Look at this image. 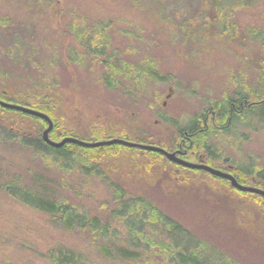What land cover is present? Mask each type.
Returning a JSON list of instances; mask_svg holds the SVG:
<instances>
[{
    "label": "rangeland",
    "instance_id": "rangeland-1",
    "mask_svg": "<svg viewBox=\"0 0 264 264\" xmlns=\"http://www.w3.org/2000/svg\"><path fill=\"white\" fill-rule=\"evenodd\" d=\"M98 28L104 30L103 38L97 35L96 39L109 43L108 52L119 56L116 64L149 66L166 79L146 77L130 94L107 89L103 70L112 61L88 58L76 37L79 33L85 41ZM11 29L29 36L28 51L42 64H50L58 48L64 62L72 54L70 88L58 89L56 114L62 127L85 130L81 134L88 136L77 139L86 142L112 138L134 142L122 130L142 128L146 122L155 141L160 138L170 145L179 126L200 115L208 103L221 102L234 90L256 84L264 67V43L258 39L264 30V0H0V52L11 44ZM22 58L23 67H29L32 57ZM5 59L4 65L0 59V66L9 73V86L19 89L21 70L13 67L11 57ZM11 117L18 116L0 112V119ZM28 124L32 122L18 126L25 131ZM90 128L103 136L89 134ZM209 139L214 153L196 152L197 148L191 149L194 144L186 159L203 160L223 171L227 168L208 158L218 155L242 168H264V127H239L230 135L215 133ZM201 142L209 145L207 138ZM134 152L137 155L123 151L105 158L103 179L45 165L30 150L0 139V168L9 179L17 175L23 183L31 172L41 171L58 183L61 195L103 218L113 209L117 186L146 196L200 241L207 259L264 264V199L260 195L241 193L207 173L186 178L182 168L146 156L142 149ZM250 177L244 185L263 189ZM51 219L0 188V264H56L49 257L56 246L82 256V264H172L153 262L149 252L134 261L106 258L98 247L107 242L96 233L67 231Z\"/></svg>",
    "mask_w": 264,
    "mask_h": 264
},
{
    "label": "trees",
    "instance_id": "trees-1",
    "mask_svg": "<svg viewBox=\"0 0 264 264\" xmlns=\"http://www.w3.org/2000/svg\"><path fill=\"white\" fill-rule=\"evenodd\" d=\"M11 31L13 32L11 44L0 52V57L5 55L0 58L1 64H6L5 58L11 57L13 67L17 66L21 70L19 76L23 78V86L19 89L11 88L7 81L9 73L3 72L0 66V99L46 113L54 122L49 135L54 141H61L67 137L77 138L80 135L88 136L81 134L85 130L62 127L56 114L57 99L55 97L58 89L70 88L68 67L69 64L75 63L72 54L69 52L68 61L64 62L60 55L62 50L58 48L51 56L52 62L42 64L35 54L28 51L32 45L31 41L27 42L29 36L23 35V31L17 32L12 29ZM103 31L100 28L96 29L95 35L89 34L90 37L85 40L86 42L80 39L79 33L76 34V37L82 42L86 49L85 55L88 58H101L102 63L112 61L107 63V69L103 70V83L107 89L130 94L132 93L130 89L140 87L146 77L156 78L158 76L154 69L148 68L149 66L131 68L116 64V57L119 59V56L114 52L113 54L108 52L109 43L103 44L96 39L99 38L97 35H101L103 38ZM258 39L264 43V30L258 33ZM25 54L32 57L29 59L31 60L30 66L27 68L22 65V57ZM105 59H109V61ZM258 72L261 77L256 84L253 83L242 90H234L221 102L208 103L200 115L195 116L185 126H179L176 133L177 138L170 145L164 143L160 138L155 141V135L150 132V127L146 122L142 123V128H133L130 131L123 129L122 132L132 135L135 138L134 142L156 145L169 151H172L185 139L186 144L191 146L195 144V147H191V149L197 148L196 152L202 149L214 153L209 138L215 133L230 135L232 130L239 127H250L251 130H259L264 127V67L262 72ZM35 75H39V77H35ZM158 79L166 78L160 75ZM124 82H130V84L127 85ZM0 112H8L9 117L18 116L0 119V135H2L0 139L4 141V144L26 148L34 156L40 158L45 165L56 167L62 171L72 172L75 170L79 174L96 175L106 179L101 170V163L105 158L119 155L123 151H127L132 156L137 155L134 152L136 148L121 144L89 148L73 142H66L61 147H54L44 140L43 131L48 124L42 118L1 105ZM5 117L8 116L5 115ZM26 120H30L32 125L28 124L30 128L24 131L19 128L18 124ZM87 132L103 136L98 129L90 128ZM206 138L209 145L201 142ZM143 154L160 158L164 163L182 168L183 176L189 179H192L196 174L211 175L203 170L178 165L158 152L144 150ZM208 160L212 164L220 162L219 166L226 167V171L232 173L240 183L244 184L245 180L251 176V181L264 189V168H257V170L245 166L242 168V166L228 163L218 155L209 157ZM222 180L229 183L226 179ZM56 185L59 186L56 181L41 171L31 172L30 178L23 183L17 175L9 179L8 175L6 176L0 168V188L4 192L24 205L49 215L52 222L62 229L96 233L98 237L107 242L98 247V252L106 258L134 261L141 258L143 253L149 252L153 262L168 260L172 264H224L207 259L205 251L199 245L200 241L146 196L132 195L117 186L113 209L106 218H103L99 215H91L85 208L76 206L67 196L58 192ZM117 241L121 243L117 244ZM49 257L56 264H82L83 262L82 256L62 246L53 247L49 251Z\"/></svg>",
    "mask_w": 264,
    "mask_h": 264
},
{
    "label": "water",
    "instance_id": "water-1",
    "mask_svg": "<svg viewBox=\"0 0 264 264\" xmlns=\"http://www.w3.org/2000/svg\"><path fill=\"white\" fill-rule=\"evenodd\" d=\"M0 105L5 107V108H11V109L19 110V111L24 112V113H28V114L37 116V117L45 120V122H47L48 126L43 131V137L47 143H49L50 145H52L54 147H61L66 142H73V143H76L80 146L89 147V148H95V147H99V146H107V145H113V144H121L124 146L135 147V148H139V149L146 150V151L158 152V153L162 154L168 160H170V161H172L178 165H181V166H184L187 168L203 170L205 172L210 173L213 176H217V177H220L222 179L228 180L230 185L239 191L254 193V194L260 195L264 198V189H260L258 187H254V186L244 185V184L240 183L237 180V178L234 177L229 172L215 168L211 165L206 164L205 162L188 161V160L178 156L176 152L167 151L166 149L159 147V146H156V145L137 143V142L124 140V139H120V138H112V139H108V140L86 142V141L79 140L77 138L67 137V138L62 139L60 142L54 141L49 136L50 131L53 129L54 122L46 113L39 111V110L32 109V108L27 107V106L7 102V101L1 100V99H0Z\"/></svg>",
    "mask_w": 264,
    "mask_h": 264
},
{
    "label": "flooded vegetation",
    "instance_id": "flooded-vegetation-1",
    "mask_svg": "<svg viewBox=\"0 0 264 264\" xmlns=\"http://www.w3.org/2000/svg\"><path fill=\"white\" fill-rule=\"evenodd\" d=\"M184 141H185V139L183 140V142L179 143L177 145V147L174 148L171 152H176L178 156H180L181 158L186 159L185 156L187 154V150L189 149L190 144L188 145ZM198 162H200V161H198ZM201 162H205V161L201 160Z\"/></svg>",
    "mask_w": 264,
    "mask_h": 264
}]
</instances>
